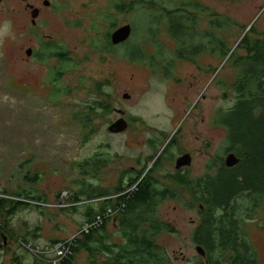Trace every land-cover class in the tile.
Here are the masks:
<instances>
[{
    "label": "rangeland",
    "instance_id": "374dc122",
    "mask_svg": "<svg viewBox=\"0 0 264 264\" xmlns=\"http://www.w3.org/2000/svg\"><path fill=\"white\" fill-rule=\"evenodd\" d=\"M48 1L53 2L57 13L44 14L45 23L39 35L54 34L68 49L65 51L68 59L57 69L51 68L55 63L47 65V60L42 59L44 51L40 59L26 58L25 51L36 47L37 38L21 32L26 27L25 16L21 15L15 29L19 37L15 40L9 28L11 15L4 6L0 8L3 17L0 25V264H60L68 259L65 249L62 248L61 257L58 248L50 250L51 242L79 238L91 221L90 208L98 209L106 199L114 201L119 187L140 181L152 163L160 161L148 153L161 150L166 138L152 146L150 139L161 131L172 133L174 115L175 162L182 153L193 151L199 136L202 144V139L205 140L207 155H198L199 161L203 163L208 157L213 173L221 168L225 160L223 152L230 142L219 122L236 101L234 60L246 55L240 43L243 36L252 40L253 33L258 35L257 32L264 30V0H199L208 8L200 27L208 30L214 20H223L222 28L214 33L216 39L228 40L234 51L232 59L211 56L214 40L192 36L191 40L196 45L207 46L206 50L196 59V64L176 61L165 76L163 66L154 70L147 64L126 59L125 49L110 50L113 53L110 54L94 48L93 44L101 47L105 35H112L108 23L98 13L118 0ZM125 1L130 0H119ZM181 2L187 0H174L168 6L176 7ZM115 14L117 28L129 24L132 36V24L142 16L129 9ZM156 43L160 46L158 52L165 55L171 56L176 49V44L162 32ZM148 51L155 54L156 48L150 45ZM76 61L80 65L77 68ZM123 94L130 98L124 100ZM120 118L127 121V129L110 133L108 127ZM96 159L104 168L97 173L88 168L85 173L90 175L84 178L78 165L85 162L93 165ZM142 166L144 169L137 175ZM196 171L195 165L188 176ZM162 174L164 171L156 169L149 177L156 189L170 185L159 180ZM25 176L36 178V184L29 185ZM79 182H84V191L104 189L110 195L89 200L78 193ZM177 185L175 189L183 194L177 192L175 198L179 214L175 212V239L166 229L155 238L160 246H155L153 257L160 251L166 264H173L174 257L175 264H183V259L196 254L188 241L191 227L184 200L190 197V188L185 190ZM22 188L41 202L17 209L10 216L4 215L2 209ZM158 200L152 219L171 224L174 201L170 197ZM237 202L244 214L253 208L245 199ZM260 209H264L261 195L259 207L245 216L240 225L243 234L254 235L255 250L264 248V233L258 229L264 223V212L257 213ZM105 231L112 235V241L108 237L105 242L116 246V250V244L126 242L116 221L110 220ZM114 253L112 257L116 258ZM96 259L100 264L107 258L98 254ZM72 264H88L87 254L80 253Z\"/></svg>",
    "mask_w": 264,
    "mask_h": 264
},
{
    "label": "trees",
    "instance_id": "16d2710c",
    "mask_svg": "<svg viewBox=\"0 0 264 264\" xmlns=\"http://www.w3.org/2000/svg\"><path fill=\"white\" fill-rule=\"evenodd\" d=\"M173 1L130 0L123 3L118 0L117 3L111 4L106 9H101L98 16L103 22L108 23L111 32L117 28L113 20L115 13H122L129 9L134 14L142 16L141 20L132 24L133 34L121 46H111L108 41L109 36L105 35V45L102 44L100 47L102 52L113 54L110 50L115 52L116 49H121V51L125 49L126 59L137 64H147L154 70L163 66L164 75L168 76L169 69L173 67L176 61L196 64V59L206 50L207 46L196 45L194 40H191L194 36L209 37V39L214 40L215 47L211 50L210 55L225 58L227 61L231 60L234 51L228 46V40L226 39L224 42L219 38L216 39L214 33V31L222 28L223 20H214L211 28L202 29L200 21L203 14L208 13V8L203 6L199 0H187V2H181L176 7H169L168 5L172 4ZM161 32L176 44V49L171 56L157 50L160 46L156 42ZM240 43L245 47L246 55L236 62L234 60V67L237 69L233 86L236 101L233 107L226 111L227 114L233 115L226 116L227 118L220 120V123L225 124V121H233L234 133L229 132L228 139L233 141L234 146L236 139L244 146L236 149L237 154L245 156L246 150L250 152L252 156L248 161L255 169L252 174L258 173L264 176V39L250 40L245 35ZM146 45L156 48V53L150 54ZM105 108L108 109L109 106ZM255 113L261 115L257 116ZM93 165L87 164V162L78 165V168L82 169L81 173L84 178L90 175L85 173V170L94 169ZM24 179L30 183L29 185L36 184L34 177L29 179L25 176ZM175 180H177L175 183L178 184V187L185 190L189 188L188 181L184 177ZM79 184L80 191L78 193L89 200L107 198L110 195V192L104 189H97L96 191V189L91 188L84 191V182H79ZM239 184V181L220 182L218 179L214 182L212 180L211 192L214 200L221 199L224 204H227L229 197L240 189ZM133 186L134 188H132ZM245 188L256 189L258 191L254 192H259V195L262 196L264 181L250 180ZM116 192L118 197H115L114 201L106 199L98 209L90 208L92 213H89L88 216H92V218L88 222L87 232L82 231L79 238L66 241V243L58 242L63 243L65 256L69 257L60 264H72L75 257L80 253L87 254L88 264H99L96 259L98 254L107 258L100 264H166L165 256L160 251L153 257L156 247L152 246L150 242L148 243L149 240L160 234L164 226L157 221L148 223L147 217L151 214L143 210V208H156L159 202L153 200L151 203L149 190L143 188L141 181L137 180L130 181L126 187H119ZM177 192L179 191L175 189V198H177ZM159 194L161 195L159 199H165L168 195L171 196V193L166 191ZM179 194L182 195L183 193L179 192ZM14 197L15 199L10 201L6 208L4 206L1 211L6 216L12 215L17 209L30 208L32 203L41 202L40 198L31 196L29 191L23 188L14 193ZM215 206L219 207L220 205ZM210 207L213 208L214 205L211 204ZM110 220L116 221V225L121 229L127 242L116 244L118 245L117 250L115 249L116 246L105 242L109 238L112 241V235L105 231V225ZM236 224L230 222V227L235 228L237 227ZM56 242L51 243L56 245L58 244ZM112 251L115 252L116 258L112 257Z\"/></svg>",
    "mask_w": 264,
    "mask_h": 264
},
{
    "label": "flooded vegetation",
    "instance_id": "af4514ba",
    "mask_svg": "<svg viewBox=\"0 0 264 264\" xmlns=\"http://www.w3.org/2000/svg\"><path fill=\"white\" fill-rule=\"evenodd\" d=\"M52 1V0H51ZM46 2H49V5H45ZM39 5H35V4ZM3 6L9 11L10 25L9 28L13 30L15 35V40L18 39L19 33H15V29L21 21V15L26 19V27L21 31L23 33H27L26 35H34L37 38L38 43L35 40L36 47L28 48L31 50V54L27 56L28 60L34 61L36 58H42L41 52L44 51L45 56L42 59L47 60V65H51L55 63V66L51 68L57 69L60 64H62L65 60L68 59L67 52L68 50L58 38L51 35H45L43 37L40 34V27L45 23V20H42L44 14L49 15L50 13H57L56 8L53 6V2L50 3L48 0H0V8L2 10ZM33 10H38L37 18L35 19V24H33V18L31 17V13ZM28 17V23H27ZM3 22V17H0V25ZM114 29L112 32H114ZM254 33V40L264 39V30L261 32ZM54 36V37H53ZM108 41L111 46L110 36ZM105 45V40L102 42ZM263 45V44H262ZM94 48L101 50L98 45L93 44ZM27 49V50H28ZM34 50V51H33ZM19 49H17L18 55ZM25 60V61H28ZM75 68L80 65L77 64V61L74 63ZM233 114H225L223 115V119L227 118L226 116H230ZM255 115L259 116L260 113H255ZM219 124L224 126V129L228 132L234 133L233 121H225V124L219 122ZM171 125L174 128L172 133L167 131H161L159 136L151 137L150 143L151 146L154 144H158L161 138H166V144L161 148V150H155L153 152L149 151L148 156L151 154L156 159H160V161H155L148 168L144 177L141 178L142 187L149 190V198L152 203L153 200L155 202H159V198H161L160 192H170L171 200L174 201L173 209H172V220L170 223H162L158 220H155L161 223L164 228L163 230H168L172 233V236L175 239V212L177 213V208H175V180L176 178L184 177L186 181H188L190 188V197L188 199H184L187 203L189 212V224H190V232L188 235V241L190 245L194 248L195 253L193 256L187 259H183V264H264V248L260 250H255L257 246L255 245L254 235L250 233H244L241 228V224L243 223V219L247 215H251L254 213V209L259 207V192L256 189H246L245 185L250 183V180L255 181H264V176L257 174H252V171L255 170L254 167L248 161L252 156L248 150L243 154H237L236 149L244 147L240 144L237 139L235 142V146L233 141L228 139L229 145L223 152V159L229 154H233L239 162L233 167H226L225 164L218 168L217 170L212 172V165L207 159L201 163L199 161L198 155H206L205 148V140L202 139L203 144L201 143L200 137L197 136L195 143L197 146L193 149L191 153H187L190 158V165L183 166L180 169H175V115L171 120ZM207 146L209 143L207 142ZM150 146V147H151ZM168 146H172L167 150ZM159 153V154H158ZM185 155L182 153L181 155ZM207 156V155H206ZM179 157V156H178ZM197 166V171L194 172L191 176H188L192 171L193 166ZM94 173H97L104 168L98 162V159L94 161ZM133 169V168H131ZM141 169L144 167H140L139 171H137V175ZM164 171V174L159 175V180H163L170 185L165 186L164 189H156L151 182H149V177L156 170ZM221 169V170H220ZM223 171V172H221ZM132 177L130 180H134L136 177ZM220 182L227 181H239L240 189L229 197L227 204H224L221 199L214 200V196L211 192V181L218 180ZM233 179V180H232ZM262 197L264 198V193H262ZM158 198V199H157ZM169 195L163 199L168 200ZM245 199L247 202H251L253 208L248 209L247 212H244L239 209L237 200ZM214 205L213 208L210 206ZM219 204L220 206H215ZM145 212H149L151 216L147 217L148 223L155 222L152 218L157 209L150 208L145 209ZM264 212V209H260L257 213ZM256 214V213H255ZM230 222L238 223L237 227H230ZM259 232L261 234L264 233V223L258 226ZM162 230V231H163ZM156 236L149 240L152 246H160L155 241ZM252 252V253H251ZM262 254V255H261ZM261 255V256H260ZM260 256V257H259ZM259 257V258H258ZM173 264H175V257L173 259Z\"/></svg>",
    "mask_w": 264,
    "mask_h": 264
},
{
    "label": "water",
    "instance_id": "95a60500",
    "mask_svg": "<svg viewBox=\"0 0 264 264\" xmlns=\"http://www.w3.org/2000/svg\"><path fill=\"white\" fill-rule=\"evenodd\" d=\"M45 5H49V2H46ZM38 10H33L31 13V17L33 18V24H35V19L37 18ZM132 33V27L128 24L125 26H122L120 28H117L114 32H112V35L110 36V41L112 45H118L119 43H123L127 41ZM27 56L31 54V50L28 49L25 51ZM124 100H128L130 96L128 94L122 95ZM121 115H123V112L121 110H117ZM128 127L127 121L123 118L118 119L116 122L111 124L108 127V131L110 133H120L123 132ZM191 158L188 154L182 155L176 160L175 169L178 170L183 166H189L190 165ZM239 160L236 159V157L233 154H229L226 156L224 160V164L226 167H233L235 166Z\"/></svg>",
    "mask_w": 264,
    "mask_h": 264
},
{
    "label": "built area",
    "instance_id": "2783aa9c",
    "mask_svg": "<svg viewBox=\"0 0 264 264\" xmlns=\"http://www.w3.org/2000/svg\"><path fill=\"white\" fill-rule=\"evenodd\" d=\"M88 228H89V225H87V227L85 229H83V232H87L88 231ZM63 242L66 243L65 241H63ZM55 248H58V250H59V253H60V256L59 257L64 256V253L62 251V248L64 250L63 243L56 244L52 250H55Z\"/></svg>",
    "mask_w": 264,
    "mask_h": 264
},
{
    "label": "bare ground",
    "instance_id": "6f19581e",
    "mask_svg": "<svg viewBox=\"0 0 264 264\" xmlns=\"http://www.w3.org/2000/svg\"><path fill=\"white\" fill-rule=\"evenodd\" d=\"M128 40H129V39H128ZM128 40H127V41H128ZM127 41H125V42H127ZM125 42H123V43H125ZM123 43H119L118 45L123 44ZM116 46H117V45H116ZM126 129H127V128H126ZM126 129H125V130H126ZM179 198H180V197H179Z\"/></svg>",
    "mask_w": 264,
    "mask_h": 264
},
{
    "label": "clouds",
    "instance_id": "9594fccd",
    "mask_svg": "<svg viewBox=\"0 0 264 264\" xmlns=\"http://www.w3.org/2000/svg\"><path fill=\"white\" fill-rule=\"evenodd\" d=\"M58 242H60V241H57L56 243H58ZM54 246H55V245H53V247H52L50 250H52V249L54 248Z\"/></svg>",
    "mask_w": 264,
    "mask_h": 264
}]
</instances>
